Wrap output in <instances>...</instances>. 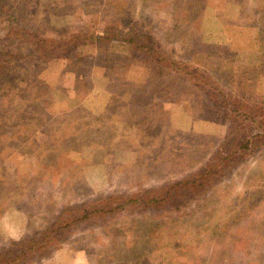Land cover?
Returning <instances> with one entry per match:
<instances>
[{"label":"rangeland","instance_id":"374dc122","mask_svg":"<svg viewBox=\"0 0 264 264\" xmlns=\"http://www.w3.org/2000/svg\"><path fill=\"white\" fill-rule=\"evenodd\" d=\"M263 19L264 0H0V251L23 250L60 221L69 228L52 234L54 250L17 264H264V146L187 204H127L72 222L109 194L195 172L244 124L250 136L263 130L249 119L264 114ZM18 24L61 29L58 41L72 29L139 26L213 88L255 93L257 109L232 113L213 88L158 74L129 38L78 43L76 58L30 68L32 46L17 54L6 38Z\"/></svg>","mask_w":264,"mask_h":264},{"label":"trees","instance_id":"16d2710c","mask_svg":"<svg viewBox=\"0 0 264 264\" xmlns=\"http://www.w3.org/2000/svg\"><path fill=\"white\" fill-rule=\"evenodd\" d=\"M239 15L246 14H242L240 10ZM23 19L24 16L20 18V22L23 21ZM245 25L246 24H242L243 27L240 28L243 29ZM261 25H264V19L261 20ZM239 26L240 25L238 24L236 27ZM53 28L55 29L54 32L50 31ZM53 28H47L46 26L23 28L18 24L14 33L6 32V38L10 39L9 43L13 41L14 45L12 46L17 49V54L22 52L25 48V44L29 43L32 46L33 49L29 51L30 57H28L32 60L30 68H34L40 64H46L49 61H53L54 59L61 57L62 55L66 56L69 53L71 54L70 60H72L75 57V53L72 56V53L74 52L72 50V46L78 43H93L113 37L129 38L131 39V46L133 49L136 48L139 51L145 53L147 52L150 57H154L153 69L156 70L158 74L162 75L165 72L166 74L175 76H189L186 79L190 80V82L194 83L197 87L202 83L206 89L213 88L211 84L213 82H205L206 80L204 79L207 74L201 68L197 67L196 64L192 65L189 62L190 59L188 61L176 59L175 55L163 49L162 46L159 45L158 41L150 39L148 37V33H146L145 30L139 26L137 27L132 24L122 28L117 26L115 29L107 26L102 33L87 32L82 29H72L63 32L67 35V40L65 39L64 41H58L55 39V37L61 33V29L59 30L58 28ZM255 28L257 29V25ZM53 33L54 35H52ZM199 37L200 36L198 35H194L192 39H194V42L199 43L202 46L203 43L200 42ZM262 37H264L263 27L259 34V38ZM66 42H68L67 45H69V48L64 47L63 44ZM262 47L263 45H260V48ZM26 49L28 50V47ZM13 51L14 50L3 51L4 57L7 60H11L12 57L10 56L15 55V52ZM253 69L254 68L251 67L249 70L252 71ZM42 70L43 67L36 73L40 74ZM245 71L247 73L249 72L247 70ZM243 80L249 82L250 76H247L245 73ZM209 93H211L210 97L215 99L214 102H217L218 100H221L222 103L228 101L229 107L231 108L230 112L232 113L239 111L243 114L244 112L249 114L257 109L256 104L258 103L259 98L253 92L241 95L239 93L225 92L223 87L219 88L216 86L210 90ZM219 95H221V97H219ZM255 115L256 119L254 118ZM255 115L249 117V119L252 120L257 127L262 128V131H259V133L254 136H250L249 132L244 130L248 124H244L240 129L232 133L233 138L227 134L220 142L222 144L220 145L219 143V146L216 148V152L210 156L205 165H202V167L195 172L186 174L183 178L173 181L170 184L154 187L151 186L150 188H145L140 192H121L120 194L115 195L109 194L105 197V199L103 197L101 198L103 199L102 202H96L74 210L76 218L73 219L72 222L78 218V213L81 214L79 218H86L87 221L100 220L112 213L114 214L119 212V210H122V208H124L127 204H143L146 206L149 205V207L179 206L183 203L187 204L196 196H200L204 194L205 191L209 190L219 180V177L228 174L229 170H233L234 167L245 157L264 146V114L262 112H257ZM235 116L231 117L228 115L227 118L234 119ZM240 119L244 121L242 117ZM60 224V221L56 224L54 222L50 227L41 229L42 232L39 233L38 237L34 240H26V244L23 245L26 247L23 250H21V246L15 247L11 244L8 245L5 249L0 251V264H17L25 259L39 260L44 258L47 254L54 250L53 244L57 240L58 236H55V240L53 241L52 234H60L62 231L64 232L65 229L69 228L61 226ZM60 236L63 237L64 234ZM44 239H49L47 242H50L46 243L45 246H37L39 245V242H42Z\"/></svg>","mask_w":264,"mask_h":264}]
</instances>
